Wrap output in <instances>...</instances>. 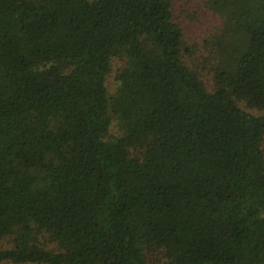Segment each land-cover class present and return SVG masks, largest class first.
<instances>
[{"label": "trees", "instance_id": "16d2710c", "mask_svg": "<svg viewBox=\"0 0 264 264\" xmlns=\"http://www.w3.org/2000/svg\"><path fill=\"white\" fill-rule=\"evenodd\" d=\"M203 2L0 0V264H264V0Z\"/></svg>", "mask_w": 264, "mask_h": 264}, {"label": "rangeland", "instance_id": "374dc122", "mask_svg": "<svg viewBox=\"0 0 264 264\" xmlns=\"http://www.w3.org/2000/svg\"><path fill=\"white\" fill-rule=\"evenodd\" d=\"M178 22L183 23L188 46L195 49L205 39L221 26L222 20L215 13L208 10L203 0H174ZM202 49L195 52V60L202 58ZM205 54V52H204ZM113 85V78L109 79Z\"/></svg>", "mask_w": 264, "mask_h": 264}]
</instances>
